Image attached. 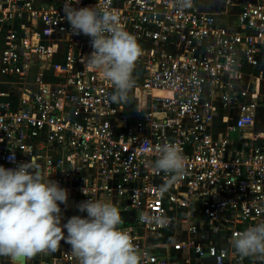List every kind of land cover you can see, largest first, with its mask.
Wrapping results in <instances>:
<instances>
[{
  "label": "built area",
  "instance_id": "1",
  "mask_svg": "<svg viewBox=\"0 0 264 264\" xmlns=\"http://www.w3.org/2000/svg\"><path fill=\"white\" fill-rule=\"evenodd\" d=\"M95 3L117 14L142 50L126 103H113V86L87 65L90 38L71 34L65 0H0V165L34 161L67 189L68 209L89 198L114 204L140 264H175L165 233L182 225L193 254L243 264L222 243L264 221V132H256L264 0L235 5L226 22L198 0L74 6ZM169 143L185 163L174 182L152 167ZM44 264L79 262L65 243Z\"/></svg>",
  "mask_w": 264,
  "mask_h": 264
},
{
  "label": "clouds",
  "instance_id": "2",
  "mask_svg": "<svg viewBox=\"0 0 264 264\" xmlns=\"http://www.w3.org/2000/svg\"><path fill=\"white\" fill-rule=\"evenodd\" d=\"M79 3L65 0L62 9L71 34L90 38L87 65L113 86V103H126L135 85L132 73L141 47L120 25L117 14L96 3L74 6ZM177 6L190 7L191 0H177ZM157 151L154 172L168 173L173 182L179 179L185 170L179 148L169 143ZM9 159L14 160V155ZM169 186L163 184L161 193ZM67 199V189L45 178L34 161L8 168L0 165V257H7L10 264H27L38 253H55L63 240L79 264H140L129 234L118 227L122 221L114 204L89 198L76 205L85 216L72 215L61 223V205ZM230 246L241 261L247 257L251 264H264V221L239 231Z\"/></svg>",
  "mask_w": 264,
  "mask_h": 264
},
{
  "label": "crops",
  "instance_id": "3",
  "mask_svg": "<svg viewBox=\"0 0 264 264\" xmlns=\"http://www.w3.org/2000/svg\"><path fill=\"white\" fill-rule=\"evenodd\" d=\"M261 74L263 77L264 76V68H262ZM263 79H264V77H263ZM15 90H16V88H13L12 91H15ZM10 97L13 98L14 96L11 94ZM261 110H262V105L259 107L258 116H257V120H256V128L258 125V118H259ZM215 124H219L218 120L215 122ZM258 133H262V132H258ZM196 210H198V209H196ZM69 212H71V215H73V213H75L76 215H80V213L76 210H71V209H68L67 207L61 206V215H62L61 223L66 222L67 214H69ZM121 221L122 222L119 225L120 227H122L121 225L125 224L122 216H121ZM185 229H186V227H184L182 225V226H178L175 228H171L170 230H168L165 233V244L168 247L169 256H171V259L173 260V262L175 264H203V262L200 260V258H198L197 255L193 254L191 247H190V244L188 242L189 235L187 234V231H185ZM181 238H184L185 240L183 241V240H181ZM61 241H63V240H61ZM174 242H181L183 244L182 248L180 250H176V251L172 250L171 245ZM64 245H65V242L63 244V247L62 248L59 247V249L55 253L43 252V253L36 254L34 257H32L27 262V264H44V263L48 262L52 257L57 256L59 254V252L64 248ZM222 246L228 247V248L230 247V245L226 244V243H222ZM161 252L163 253L164 250L163 249L153 250V253H158V254L160 253L161 254ZM0 264H10V262H9L7 257H0Z\"/></svg>",
  "mask_w": 264,
  "mask_h": 264
},
{
  "label": "rangeland",
  "instance_id": "4",
  "mask_svg": "<svg viewBox=\"0 0 264 264\" xmlns=\"http://www.w3.org/2000/svg\"><path fill=\"white\" fill-rule=\"evenodd\" d=\"M245 0H198L199 6L201 9L206 10V11H210V12H217V13H221V15L219 16V20L221 22H226L227 20H229V18H234L235 16V9L237 4L242 3ZM234 4V5H233ZM264 77V76H263ZM262 93L264 95V79L262 80ZM6 99V98H3ZM215 127H218V124H215ZM257 133L258 132H264V97L262 99V110L260 112L259 118H258V125L256 128ZM231 137H233V135H231ZM73 215H76L75 213H73ZM71 212H69V214H67V219L69 217H71ZM179 235V234H178ZM183 236V235H182ZM181 240H185L184 238H181ZM64 242L61 241L60 242V248L63 247ZM57 252V251H56Z\"/></svg>",
  "mask_w": 264,
  "mask_h": 264
},
{
  "label": "water",
  "instance_id": "5",
  "mask_svg": "<svg viewBox=\"0 0 264 264\" xmlns=\"http://www.w3.org/2000/svg\"><path fill=\"white\" fill-rule=\"evenodd\" d=\"M200 235H197V240H199ZM198 258H200V260L204 263V264H217V260L215 256H210L207 252L204 253L201 257L197 256ZM243 264H251V259L250 258H244L243 260Z\"/></svg>",
  "mask_w": 264,
  "mask_h": 264
}]
</instances>
